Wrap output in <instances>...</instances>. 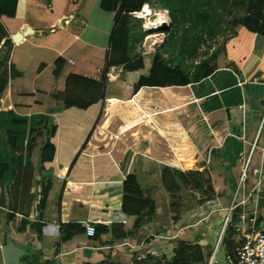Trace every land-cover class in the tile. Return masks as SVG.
Listing matches in <instances>:
<instances>
[{
	"label": "crops",
	"instance_id": "crops-1",
	"mask_svg": "<svg viewBox=\"0 0 264 264\" xmlns=\"http://www.w3.org/2000/svg\"><path fill=\"white\" fill-rule=\"evenodd\" d=\"M101 1L17 0L15 16L0 17L4 33L0 46L10 42L8 65L22 74L8 80L0 98V164L9 167L0 181V264H4L2 249L10 243L25 253L21 264H143L147 256L160 261V253L170 249L163 239L168 235V221L160 222L168 194L164 200L153 195L157 214L143 219L138 227L137 217L122 209L128 175L136 174L140 181L151 163L157 172L166 166L210 178L216 200L197 211L200 223L211 227L210 242L234 193L247 183L248 177L239 184V176L253 145L249 178L251 185L260 182V188L245 210L249 217H256V230L264 232V123L259 131L264 118V37L241 26L225 42L214 73L198 83L160 92L144 87L130 100L106 99L102 119L93 128L99 106L96 112L70 109L56 114L60 124L56 158L46 173L51 190L42 202V196L31 199L33 191L25 196L23 187L12 188L18 178L16 166L30 169L25 150L35 136L32 130L48 115L49 96L65 90L67 77L99 81L107 70L114 83L122 76L121 66L106 69L115 24L100 8ZM59 58L65 64L55 76ZM146 89V98L134 104ZM151 93H158L160 101L153 100ZM154 103L159 110L152 121L160 131L143 148L138 134L128 126L146 121L143 107ZM119 120L130 124L118 127ZM8 132L16 147L24 150L22 154L10 148ZM239 197L240 193L237 202L242 200ZM23 199L26 210L19 208ZM87 224L95 227L94 238L86 235ZM97 226L107 231L98 234ZM172 231L177 233L176 228Z\"/></svg>",
	"mask_w": 264,
	"mask_h": 264
},
{
	"label": "trees",
	"instance_id": "trees-1",
	"mask_svg": "<svg viewBox=\"0 0 264 264\" xmlns=\"http://www.w3.org/2000/svg\"><path fill=\"white\" fill-rule=\"evenodd\" d=\"M150 3L158 4L160 9L169 13L171 31L163 46L154 54H134V39L142 38L143 35L140 32V24H134L130 14L141 11L144 5ZM16 5L17 0H0V17L13 18ZM100 8L110 14L115 24L111 36V53L106 58V69L121 66L122 76L112 83L106 75L107 70L99 81L69 75L66 79L65 93L74 91V94L62 96L60 93H54L49 96L48 115L40 121L38 128L32 130L35 136L28 141L25 150L26 157L30 159V169H23L18 164L16 166L18 178L12 186L18 188L29 185V193L33 191L32 200L37 195L43 197V202L51 190V183L46 180V173L56 158V138L60 129V124L54 117L56 114L70 109L89 112L99 106L98 114L92 123L93 128L100 118L99 113L106 99L130 100L144 87L155 88L160 92V89L168 87H184L198 83L212 75L221 50L210 52L219 37L235 35V29L240 26L264 37V0H102ZM3 36V29L0 26V43ZM10 49V42L0 46V98L7 88L8 80L21 76V73L8 65ZM64 64L65 61L61 58L55 61V76H59ZM146 90L139 93L134 104L138 103L137 100L146 98L148 89ZM78 91L88 92L89 99L82 101ZM153 100L160 101V95ZM94 111L96 112V109ZM89 138L90 133L86 135L85 142ZM39 139L40 143H37ZM8 143L13 151L20 154L24 151L16 147L11 132H8ZM84 145L85 143L74 155L72 165ZM8 170L7 165L0 164V181ZM155 171L158 178L154 186H142L136 174L128 175L124 182L122 209L125 214L137 217L136 227L141 225L143 219L157 214L156 202L152 197L155 194L160 200H164V197L157 194L160 184L168 193L179 192L183 187L188 186L204 192L205 198L185 212L184 220L200 218L201 213L198 214L197 211H204L208 202L216 200L210 178H206L202 172H180L166 166L162 167L160 172ZM241 211V208L235 211L226 231L224 247L228 254H232L239 245L235 237L240 232L237 225L240 222ZM168 213V209H160L161 218L169 222ZM181 220H183L182 216L178 222ZM97 228L98 234L107 231L104 226ZM168 243L172 251L170 261H158L147 256L143 264H205L209 256L198 243L187 242L182 237H177Z\"/></svg>",
	"mask_w": 264,
	"mask_h": 264
},
{
	"label": "rangeland",
	"instance_id": "rangeland-1",
	"mask_svg": "<svg viewBox=\"0 0 264 264\" xmlns=\"http://www.w3.org/2000/svg\"><path fill=\"white\" fill-rule=\"evenodd\" d=\"M146 5L149 7V9L151 11V19L152 20H156L158 13H160L163 17H165L166 20L168 19L167 20V27H165L164 29H161V30L151 31L146 26V24H147L146 21L140 20V19H138V17H134L130 14L132 19H133L134 24H140V27H141L140 32L143 35L142 38L137 37L136 39H134L135 40V46H134L135 49L133 52L134 54L135 53L154 54L158 48L163 46V44L167 40L169 33L171 31V21L169 18V13L167 11L165 12V10L160 9L159 5L156 3H154V4L150 3V4H146ZM144 7H145V5L143 6V8ZM153 16H155V17H153ZM238 28L235 29V32H236V30H238ZM232 37L233 36H231L230 34L219 37L217 44H215L213 46L212 51L210 53L214 52L216 49L223 51L224 46H225V42L227 40L231 39ZM203 50L204 49H202V51ZM216 65H217V60H216ZM41 68L42 67H40V69ZM54 71H55V68H54ZM13 79H15V78H13ZM72 94H74V91H71L69 93H67V92L65 93V90H64L60 93V95H62V96L63 95L70 96ZM75 94H77V93H75ZM153 95H154L153 98L159 96L158 93H153ZM78 96L81 98L82 101H87L89 99L90 94L88 92H85V91L84 92L78 91ZM158 110H159L158 105H155V103L153 105L152 104H146L143 107V111H147V113H148V118L146 121H144V122L143 121H141V122L136 121V123L134 122V124H132V125H129L130 122L125 123V121H120V120L117 121L116 123L118 124V127H124L125 125L128 124L129 125L128 128L132 129V131H134V134H138L137 141H138L139 145L143 148H147L152 143V139L153 138L155 139V137L152 138V134L153 135L156 134L155 136H157L158 135V129L160 131V127H158V125L156 126V124L154 127V122L152 121V115L156 116L157 113H154V112H157ZM102 111L103 110H101V112ZM97 114H98V112H97ZM97 114H96V116H97ZM101 119H102V116H101ZM101 119L99 118L98 122ZM135 139H136V137H135ZM150 162L151 161H149V163ZM151 164L152 165L148 164L149 168H145V170H144V176L145 177H142L140 179V183L142 186H154L157 184L156 181H157L158 177L156 176L157 174L155 173L156 167L153 165V163H151ZM147 172H150V173H147ZM249 176H250V171L248 170L247 171V177H248L247 183L250 184V186H246L247 185V183H246L243 186V188H240V197H239L238 201L241 199V196L243 197L242 194H243V192L246 191V188L249 189V188L253 187V185H251ZM206 178H208V177H206ZM193 186H194V184H193ZM22 193L25 196L29 193V185H27L26 187H23ZM165 193L168 194V204L167 205L165 204V206L169 210V213H168L169 222H167L168 233H167L166 229H164L163 231L165 233H167L169 236L182 237V239L187 241V242L194 243V244L198 243L205 250L204 253L209 255L205 260V264H208L209 258L211 257V255L213 253L215 241L217 239L219 232L217 233V235L213 234L214 238L212 236L211 240H213V242L211 244V240L209 242V232L211 231V227L209 225L207 226L204 221H201V223H200L201 218H195L196 220L191 218V221L186 220V219L184 220V218L186 217V216H184L185 212L188 209H190L192 206L197 205L199 202H201L205 198L204 192L202 193V192H200V190L196 191L192 188H189V186H188V187H183L179 192L168 193L166 191V189L163 188V186L161 184L158 185L157 194H160L161 197H163V196H165ZM247 194H248V192L244 193L245 196ZM251 204L252 203L249 204V210L251 209L250 208ZM19 208L21 210L27 209V202L25 199L21 200V204H20ZM180 213H183V215H181ZM181 216L183 218V220H182L183 223L179 225L178 221L180 220ZM161 221L164 222V221H166V219H164L162 217V218H160V222ZM188 223H190V225L185 226ZM174 227L176 228L177 233H172V232H174V231H172L173 229H175ZM176 234H178V235H176ZM202 241H204V242L207 241L208 245L202 243ZM225 253H226L225 250H220V252L217 253L216 257L218 260V264H225ZM162 258H165V257L162 256L161 259Z\"/></svg>",
	"mask_w": 264,
	"mask_h": 264
},
{
	"label": "built area",
	"instance_id": "built-area-1",
	"mask_svg": "<svg viewBox=\"0 0 264 264\" xmlns=\"http://www.w3.org/2000/svg\"><path fill=\"white\" fill-rule=\"evenodd\" d=\"M147 5H145L146 7ZM144 7V8H145ZM144 8L141 10L143 11ZM132 16L138 17V13H131ZM139 18V17H138ZM158 46V45H157ZM264 123V118L260 126V130L262 128V124ZM254 149V145L252 146L247 158L244 160L243 165L241 167V172L239 176V181L244 183L247 177V171L249 169L251 163V156ZM60 178L63 179L62 176ZM260 188V182L253 185L252 188L249 189L248 194L245 196L244 194L242 200L237 202L238 195L240 193V189H238L232 198L229 208L226 209V216L219 228V233L217 239L215 241V246L211 257L209 258L208 264H218L217 253L220 250H225V236L226 231L229 225L232 222V216L238 208H241V214L239 215L240 222L237 225L239 228V233L235 237V241L239 244L238 247L234 250L232 254L225 253V264H264V232L256 230L257 219L254 214L249 217L246 213V205L251 200L253 196H255ZM86 235L90 238H94L96 235V229L94 226L87 224L86 225ZM178 235V234H176ZM154 237V235H152ZM151 236V237H152ZM177 236H169L165 235L163 239L165 241H170L176 239ZM164 256L165 258L161 257ZM172 258L171 248L167 254L160 253V260L170 261Z\"/></svg>",
	"mask_w": 264,
	"mask_h": 264
},
{
	"label": "bare ground",
	"instance_id": "bare-ground-1",
	"mask_svg": "<svg viewBox=\"0 0 264 264\" xmlns=\"http://www.w3.org/2000/svg\"><path fill=\"white\" fill-rule=\"evenodd\" d=\"M136 13H138V17H139L138 19L147 22L146 26L151 31L161 30V29H164L165 27H167V20L168 19L166 20L165 17H163L160 13L157 14L156 20H152L151 19V11H150L148 6H146L143 11H139V12H136ZM153 17H155V16H153ZM166 89H167L166 91L169 90L168 88H166ZM108 124H109V120L106 122V126ZM170 163L177 164L174 159H171Z\"/></svg>",
	"mask_w": 264,
	"mask_h": 264
},
{
	"label": "water",
	"instance_id": "water-1",
	"mask_svg": "<svg viewBox=\"0 0 264 264\" xmlns=\"http://www.w3.org/2000/svg\"><path fill=\"white\" fill-rule=\"evenodd\" d=\"M16 40L20 39V35L15 37ZM4 264H21V258L24 257L25 253L18 249L14 244H7L3 249Z\"/></svg>",
	"mask_w": 264,
	"mask_h": 264
}]
</instances>
